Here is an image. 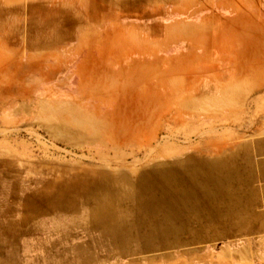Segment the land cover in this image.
<instances>
[{"label": "crops", "instance_id": "crops-1", "mask_svg": "<svg viewBox=\"0 0 264 264\" xmlns=\"http://www.w3.org/2000/svg\"><path fill=\"white\" fill-rule=\"evenodd\" d=\"M0 53H26L42 93L63 86L71 61L72 102L102 113L96 123L114 105H151L179 125L188 230L206 236L152 249H184L173 264H264V0H0ZM22 95L10 110L32 120L33 94ZM154 169L86 176L129 187ZM10 223L0 219V249L20 244L1 240Z\"/></svg>", "mask_w": 264, "mask_h": 264}, {"label": "rangeland", "instance_id": "rangeland-1", "mask_svg": "<svg viewBox=\"0 0 264 264\" xmlns=\"http://www.w3.org/2000/svg\"><path fill=\"white\" fill-rule=\"evenodd\" d=\"M31 66L26 53H0V219L11 222L1 240L13 242L16 234L20 243L0 249V264H173L184 249L152 248L206 236L188 230L190 170L179 161L184 155L177 147L185 139L177 135V123L158 122V106L114 105L97 124L102 113L90 115L89 106L72 102L71 61L64 60L59 75L65 95L55 85L42 93L31 81ZM13 74L17 86L9 89ZM26 92L33 94L32 120L23 110H10L11 99ZM150 167L155 169L136 187L93 185L88 177ZM13 222L26 234H13Z\"/></svg>", "mask_w": 264, "mask_h": 264}, {"label": "bare ground", "instance_id": "bare-ground-1", "mask_svg": "<svg viewBox=\"0 0 264 264\" xmlns=\"http://www.w3.org/2000/svg\"><path fill=\"white\" fill-rule=\"evenodd\" d=\"M153 173H154V172H153ZM143 182H145V180H144ZM139 183H141V182H139ZM136 185H137V183H136L135 185H133V187H136Z\"/></svg>", "mask_w": 264, "mask_h": 264}]
</instances>
